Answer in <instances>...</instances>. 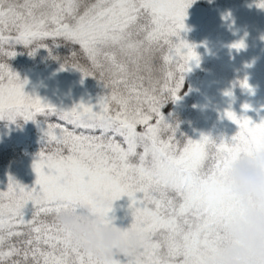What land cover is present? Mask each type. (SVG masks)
Masks as SVG:
<instances>
[{
  "label": "snow or ice",
  "instance_id": "6c2138e0",
  "mask_svg": "<svg viewBox=\"0 0 264 264\" xmlns=\"http://www.w3.org/2000/svg\"><path fill=\"white\" fill-rule=\"evenodd\" d=\"M195 0H0V121L33 122L40 131L29 187L8 176L0 190V264H101L52 221L61 208L87 205L105 223L127 197L140 234L135 253L103 264H206L223 246L240 208L228 171L240 155L264 148V117L255 122L226 108L230 137L177 135L161 109L180 99L185 74L199 66L196 45L182 36ZM251 6V5H250ZM254 6L264 10V0ZM227 19L228 17H224ZM65 46L59 71L95 79V102L57 107L24 91L11 68L16 47L29 56ZM34 46V47H30ZM240 51L243 39L229 45ZM249 94L248 77L237 80ZM223 95L232 98L231 89ZM58 122H51V118Z\"/></svg>",
  "mask_w": 264,
  "mask_h": 264
},
{
  "label": "rangeland",
  "instance_id": "374dc122",
  "mask_svg": "<svg viewBox=\"0 0 264 264\" xmlns=\"http://www.w3.org/2000/svg\"><path fill=\"white\" fill-rule=\"evenodd\" d=\"M255 2L257 0H211V3L195 0L187 9V16L191 11H202L206 19L197 31H192L185 19L188 31L182 32L181 36L197 46L195 51L200 56V63L185 74L180 99L175 103L167 102L161 109L169 123L179 125L178 136L183 133L186 137L198 139L200 133H204L214 138H228L236 131V126L221 116L229 105L240 115L241 106L248 104L244 91L233 85L245 75V56L253 57L255 53L260 56L255 49L264 43V10L256 8ZM241 39L245 44L243 49H230L229 45ZM48 47L52 56L58 59L50 58L45 48H39L34 56H29L23 46L16 47L17 55L9 64L21 79H27L24 91L57 107H71L80 101L94 103L102 92L97 81L87 77L81 82L78 71H59L68 48L55 47L51 40ZM228 89L233 92L232 98L223 95ZM250 108L243 114L259 122L262 110ZM51 122L58 121L53 117ZM39 139L40 131L31 121H0V190L6 187L8 176L29 187L33 184L35 176L31 165L41 146ZM127 205V197H122L114 202L109 214L121 227H127L131 221Z\"/></svg>",
  "mask_w": 264,
  "mask_h": 264
},
{
  "label": "clouds",
  "instance_id": "9594fccd",
  "mask_svg": "<svg viewBox=\"0 0 264 264\" xmlns=\"http://www.w3.org/2000/svg\"><path fill=\"white\" fill-rule=\"evenodd\" d=\"M227 186L240 212L227 225L223 246L206 258V264H264V148L231 163ZM52 221L101 264L142 246L139 233L117 225L114 219L105 223L87 205L78 210L62 207Z\"/></svg>",
  "mask_w": 264,
  "mask_h": 264
},
{
  "label": "flooded vegetation",
  "instance_id": "af4514ba",
  "mask_svg": "<svg viewBox=\"0 0 264 264\" xmlns=\"http://www.w3.org/2000/svg\"><path fill=\"white\" fill-rule=\"evenodd\" d=\"M260 56L246 55L245 76L248 77V83L253 88V93L244 91L245 98L251 107H257L262 110L261 117H264V43L259 44L255 49ZM243 77V78H244Z\"/></svg>",
  "mask_w": 264,
  "mask_h": 264
},
{
  "label": "water",
  "instance_id": "95a60500",
  "mask_svg": "<svg viewBox=\"0 0 264 264\" xmlns=\"http://www.w3.org/2000/svg\"><path fill=\"white\" fill-rule=\"evenodd\" d=\"M203 19L204 14L202 12H191L187 21L192 29L197 30Z\"/></svg>",
  "mask_w": 264,
  "mask_h": 264
}]
</instances>
